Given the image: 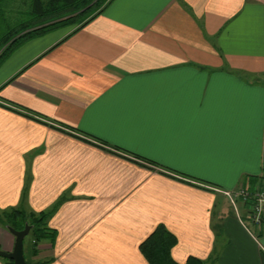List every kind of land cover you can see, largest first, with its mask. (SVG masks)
<instances>
[{"label":"crops","instance_id":"0c3cea01","mask_svg":"<svg viewBox=\"0 0 264 264\" xmlns=\"http://www.w3.org/2000/svg\"><path fill=\"white\" fill-rule=\"evenodd\" d=\"M47 35L0 60V210L56 205L27 261L148 264L163 224L177 263L264 264L223 194L264 184V0H109Z\"/></svg>","mask_w":264,"mask_h":264},{"label":"trees","instance_id":"16d2710c","mask_svg":"<svg viewBox=\"0 0 264 264\" xmlns=\"http://www.w3.org/2000/svg\"><path fill=\"white\" fill-rule=\"evenodd\" d=\"M109 0H0L1 7H17L27 10L28 22L21 24L17 30L9 29L2 35V44L14 36L0 54V60L12 49L20 45L26 39L40 35L54 27L62 24H74L77 28L82 27L90 19L101 12L102 7ZM13 32H12V31ZM11 31V32H9ZM23 31L22 34H19ZM18 34V35H17ZM17 35V37H15ZM156 165L151 160H143ZM21 202H25V191ZM56 207V205H55ZM35 212L25 206L11 207L0 210V224L15 230H22L27 224L32 232L33 245L32 254L36 255L37 245L42 240L52 242L55 238V230L47 226V218L54 210ZM177 244V238L163 224L156 228L140 243L139 250L148 264H180L177 263L171 250ZM5 264H13L9 259L3 258ZM46 262H35L33 264H45ZM184 264H206L205 261L190 256Z\"/></svg>","mask_w":264,"mask_h":264},{"label":"built area","instance_id":"2783aa9c","mask_svg":"<svg viewBox=\"0 0 264 264\" xmlns=\"http://www.w3.org/2000/svg\"><path fill=\"white\" fill-rule=\"evenodd\" d=\"M239 220L248 228L251 221L258 230L264 223V185L255 184L251 189L240 184L235 190H225Z\"/></svg>","mask_w":264,"mask_h":264},{"label":"rangeland","instance_id":"374dc122","mask_svg":"<svg viewBox=\"0 0 264 264\" xmlns=\"http://www.w3.org/2000/svg\"><path fill=\"white\" fill-rule=\"evenodd\" d=\"M17 9H18L17 7L8 8V6L7 7H5V6L1 7L0 6V54L5 49V47L15 39L13 36L6 43L2 44V40H3L2 35H4V33L6 31H8L9 29H13L14 31L17 30V28L21 24L28 22L30 20V17L27 16V10L26 9H23V8H21L20 10H17ZM72 27H75V25L74 24H69V25L62 24V25L54 27V28H52V29L40 34V35L32 36V37L26 39L25 41L30 40L32 38H36L38 36L45 35V34L46 35L48 34L47 36H50V37L59 36V35H62L63 33H65L67 30H69ZM11 31H9V32H11ZM22 32L23 31H20L19 34H22ZM17 35L15 37H17ZM24 42H22V43H24ZM32 238H33L32 232L28 233L24 238L23 251H24V257L26 260H29L30 254H32V245H33V241H32L33 239ZM30 263H34V262H30Z\"/></svg>","mask_w":264,"mask_h":264},{"label":"water","instance_id":"95a60500","mask_svg":"<svg viewBox=\"0 0 264 264\" xmlns=\"http://www.w3.org/2000/svg\"><path fill=\"white\" fill-rule=\"evenodd\" d=\"M14 236V246L10 252L0 250V256L9 259L13 264H33L28 262L24 257L23 241L25 236L29 233L30 227L25 224L22 230H15L11 227H6Z\"/></svg>","mask_w":264,"mask_h":264}]
</instances>
